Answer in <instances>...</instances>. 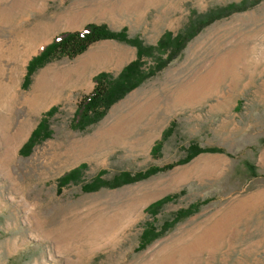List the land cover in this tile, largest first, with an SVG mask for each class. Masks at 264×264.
<instances>
[{"label":"rangeland","instance_id":"374dc122","mask_svg":"<svg viewBox=\"0 0 264 264\" xmlns=\"http://www.w3.org/2000/svg\"><path fill=\"white\" fill-rule=\"evenodd\" d=\"M243 1L242 10L205 25L162 67L170 50L143 57L145 77L84 131L71 122L93 78L116 79L136 60L135 46L96 42L73 58H53L24 86L29 60L61 33L105 25L155 47L164 32L183 31L191 12ZM150 90H159L155 112L133 113L137 96ZM53 107L50 136L21 155ZM191 147L219 152L194 156ZM80 164V182L58 193L57 179ZM168 165L114 186L122 173ZM100 171L108 186L83 191ZM167 195L177 196L154 215L144 212ZM207 221L221 225L211 242L178 255L174 244ZM149 224L159 236L139 249ZM0 264H264V0H0Z\"/></svg>","mask_w":264,"mask_h":264},{"label":"trees","instance_id":"16d2710c","mask_svg":"<svg viewBox=\"0 0 264 264\" xmlns=\"http://www.w3.org/2000/svg\"><path fill=\"white\" fill-rule=\"evenodd\" d=\"M245 3V1L239 4L232 3L225 8L212 10L206 15H199L195 12H191L186 27L183 31L178 33L176 37H172V33L168 31L164 32L157 41L155 47L143 46L138 38L128 39L125 28L118 32H113L110 31L105 25L88 24L84 26L81 31L61 33L57 35L51 43L46 45L38 55L32 57L29 60L26 66V74L24 76V86H26V84L29 82L31 74L36 69L50 62L53 58L64 56L73 58L83 53L90 45L96 42L103 40H116L135 46L137 49L136 60L124 66L116 79H112L105 73H99L93 78L94 88L79 102L71 122L72 130L84 131L88 126L99 121L114 102L121 99L127 93V91L136 87L145 77L143 75L141 62L143 57H150L152 52L155 50L160 54H165L170 50V53L164 62L159 60V67H162L164 63L170 61L183 47V45L194 35H196V33H198L201 28L214 20L231 14L232 12L242 10ZM195 27H197V29ZM54 112L55 108L53 107L42 115L36 128L31 132L28 140L20 149L19 153L21 155H27L36 144L50 136L48 117L52 116ZM173 125L174 122H171L169 126L162 132L160 139L154 143L150 151L151 156L158 154L162 143L169 135ZM191 149H194V152L192 153L194 156L202 152H219V149L204 150L201 148L192 147L190 150ZM192 155H187L188 159L191 158ZM171 168L172 165H168L164 168L151 167L144 173H138L134 176H130L128 173H122L120 176L114 177V186H116L120 181L127 182L129 180H139L155 174L156 172L166 171ZM84 169L85 164H80L76 168H73L61 175L57 179V192L61 193L62 188L68 184L80 182V177ZM104 174V171H100L90 184H84L82 186V190L85 192L92 191L95 189V187H93L95 184H99L98 186H108L107 182L101 179ZM176 196L177 195H167L150 204L145 208L144 212L154 215L162 206H164V204L173 200ZM192 207L193 206L187 210L178 211L175 214V218L171 224L177 223L182 217L190 214L192 212ZM155 231V228L152 225L150 226V224L147 225V228H144L140 237V244L138 247L139 249L145 247L159 236V234Z\"/></svg>","mask_w":264,"mask_h":264},{"label":"bare ground","instance_id":"6f19581e","mask_svg":"<svg viewBox=\"0 0 264 264\" xmlns=\"http://www.w3.org/2000/svg\"><path fill=\"white\" fill-rule=\"evenodd\" d=\"M182 70V69H180ZM178 71V70H177ZM176 73V72H175ZM180 73V72H179ZM175 75V74H174ZM207 75V74H206ZM170 77V76H169ZM168 78V77H167ZM176 78H169V81H174ZM208 79V78H207ZM37 81V80H36ZM167 83V82H166ZM169 86V85H168ZM173 87V86H172ZM178 87V86H176ZM192 87V86H191ZM185 87H180L177 88L174 92H181L182 90H184ZM164 90V87H163ZM180 90V91H179ZM163 92V91H162ZM167 92V91H166ZM159 93V90H150L149 92L146 93H141L140 96H137L138 99L136 100V104H134L133 108H132V112L133 113H139L140 116H144L149 114L150 112H155V105L157 102L156 97ZM139 95V94H138ZM145 95V96H143ZM148 95V96H147ZM147 96V97H146ZM34 97V96H33ZM31 99V98H30ZM32 101V100H31ZM34 103V102H33ZM33 105V104H32ZM35 106V105H34ZM33 108V107H32ZM138 115V116H139ZM18 129V128H17ZM14 132V131H13ZM14 139H18L15 137H13ZM16 141V140H15ZM20 142V140H19ZM17 142V144L19 143ZM16 144V145H17ZM78 144V141H74L72 142V145L70 147L71 150H74L76 145ZM15 145V147H16ZM14 147V148H15ZM78 157V158H77ZM73 162H71L70 164L64 165L63 168H66L74 163H76L77 161H79L80 159H82V154L78 155ZM84 158V157H83ZM221 225L219 222L215 223H209L207 222H200L198 224H196L192 230H190L188 233H186V235H182L180 237V240L177 241L174 244V249H182L178 255H182V256H188L191 253H194L195 251L201 250L203 249L206 245H208L213 236L217 233V231L220 229ZM181 242L183 245H180L179 248H175V246ZM175 255V254H174Z\"/></svg>","mask_w":264,"mask_h":264}]
</instances>
